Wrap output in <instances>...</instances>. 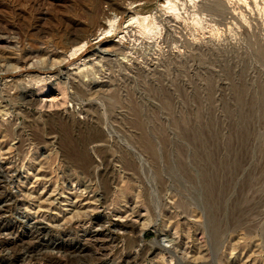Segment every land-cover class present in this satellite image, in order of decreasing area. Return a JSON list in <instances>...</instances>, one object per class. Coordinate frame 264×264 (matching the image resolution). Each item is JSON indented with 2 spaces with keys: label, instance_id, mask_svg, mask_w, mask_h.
I'll list each match as a JSON object with an SVG mask.
<instances>
[{
  "label": "rangeland",
  "instance_id": "obj_1",
  "mask_svg": "<svg viewBox=\"0 0 264 264\" xmlns=\"http://www.w3.org/2000/svg\"><path fill=\"white\" fill-rule=\"evenodd\" d=\"M0 165V264H264V0H0Z\"/></svg>",
  "mask_w": 264,
  "mask_h": 264
},
{
  "label": "bare ground",
  "instance_id": "obj_2",
  "mask_svg": "<svg viewBox=\"0 0 264 264\" xmlns=\"http://www.w3.org/2000/svg\"><path fill=\"white\" fill-rule=\"evenodd\" d=\"M143 2V1H142ZM135 3L136 2H130V3H128V4H125V7H120V13L121 12H130V13H133V11H132V9H133V7H134V5H135ZM169 3V2H168ZM109 4V3H108ZM111 5V4H110ZM170 6H171V4H170ZM169 6V7H170ZM133 16L129 19V21H128V24H132V23H137V25L139 24L140 25V28H142V29H159V28H157V26H154V25H148L147 24V20H148V16H144V17H138V16H134V14H132ZM177 15V14H176ZM183 16V15H182ZM107 18V17H106ZM179 18V16L177 15L176 16V19H178ZM141 19V20H140ZM181 19V18H180ZM197 19H199L200 20V18L198 17ZM167 20V19H166ZM178 20H171L170 18H169V20H168V23L172 26V27H174V28H176V27H178L177 26V24H176V22H177ZM203 21V20H202ZM105 22H110L109 20H107V21H105ZM172 22H174L173 24H171ZM193 24V23H192ZM79 24H78V22H75L74 24H73V26H78ZM197 25V24H196ZM107 26V25H106ZM110 26H111V28L110 29H112L113 27H115V26H117V19L115 18L114 20H113V22H111V24H110ZM207 26V25H206ZM64 29V28H63ZM114 30V29H113ZM149 32H151V31H149ZM161 32V31H160ZM101 34H102V32H100ZM152 33V32H151ZM99 35V34H98ZM62 36H65V37H67L68 39L66 40H63L62 39ZM62 36H61V38L60 37H58V39L55 41V46L56 47H63V48H66V47H68V44H71V43H75V41L73 42V40H70L71 38V36H70V31L69 30H66V32H65V35L64 34H62ZM91 36H92V34H91ZM91 36H84V37H80L79 38V40L78 41H76V43H77V45L76 46H71L70 47V50L68 51L69 52V55L68 56H73L74 54H78V53H80V52H82L83 50H85V48L89 45V43L92 41V40H94V37H91ZM100 36V35H99ZM98 36V37H99ZM98 37H96V40H98L97 38ZM78 39V38H77ZM152 40V39H151ZM70 46V45H69ZM105 53V51L104 50H101V49H98V51L96 52V53H94V55H98V54H100V55H102V54H104ZM1 166V165H0ZM2 172V171H1ZM11 172V171H10ZM13 172V171H12ZM11 172V173H12ZM1 187V186H0ZM9 196V195H8ZM7 200V199H6ZM9 200V199H8ZM4 203V202H3ZM11 203V202H10ZM1 205V204H0ZM2 206V205H1ZM5 207V206H4ZM1 211V210H0ZM3 215V214H2ZM28 221V220H27ZM27 224H32V222H31V220L29 221V223H27ZM38 229V228H37ZM40 230V229H39ZM42 230V229H41ZM40 230V231H41ZM43 230H44V228H43ZM38 231V230H37ZM95 235V234H94ZM94 238V237H93ZM107 247V246H106ZM28 252V251H27ZM99 252V251H98ZM96 253V252H95ZM23 256V255H22ZM17 258V257H16ZM15 259V258H14ZM21 261V260H20ZM13 263H15V262H13Z\"/></svg>",
  "mask_w": 264,
  "mask_h": 264
}]
</instances>
